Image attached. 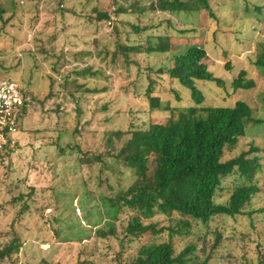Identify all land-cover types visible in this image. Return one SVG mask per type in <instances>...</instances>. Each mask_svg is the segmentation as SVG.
I'll return each instance as SVG.
<instances>
[{"label": "rangeland", "instance_id": "374dc122", "mask_svg": "<svg viewBox=\"0 0 264 264\" xmlns=\"http://www.w3.org/2000/svg\"><path fill=\"white\" fill-rule=\"evenodd\" d=\"M133 1L18 0L13 4L0 0L5 10L0 13V77L11 78L21 89H28L31 101L24 129L11 141L0 140L1 240L10 241L17 234L23 243L18 254L0 264H131L141 245L168 239L167 232L128 237L124 227L130 216L125 212L118 222L119 237L101 239L92 225L99 217L89 213L96 203L101 205L102 196H113L137 178L150 177L157 165L154 154L144 163L130 160L128 164L117 154L134 130L152 122L165 123L170 114V110H151L143 86L146 77L141 79L151 64L155 70L163 66L168 60L165 55H141L134 58L137 62L121 55L115 68L109 65L110 59L106 62L97 55L111 54L118 40L128 42L126 31L131 24L156 25L148 33L172 35L174 49L203 46L207 51L203 61L224 81L222 85L196 82L205 95L204 105L233 106L237 100H244L254 117L264 120V74L255 63L263 52L264 0H209L215 17L206 9L191 15L153 11L150 0H138L141 7H147L145 12L118 14L119 6ZM106 15L111 19H104ZM186 27L196 32L187 37L179 34ZM141 42L144 47L146 40ZM125 63L130 64L131 71ZM82 69L91 71L83 77L76 73ZM138 70H143L141 75ZM243 70L255 85L235 91L233 81ZM165 81L166 88L162 82L157 86L163 88L158 96L164 107L167 103L170 107L192 103L187 88L176 80ZM172 87L178 89L182 100L173 89L168 90ZM112 132H122L121 138ZM253 146L258 148L262 168L256 178L261 191L245 208L246 214L253 215L219 216L209 227L194 222L190 235L173 238L177 253L188 244H196V255L201 259L211 254L209 264H264V122L249 124L246 135L227 150L224 159ZM234 181L232 177L224 183L219 202L229 199ZM20 193L33 196L26 197L30 208L21 216L18 213L23 202L14 204ZM64 202L72 203L64 215L92 232L81 243L55 240L53 218L58 216V208H66ZM173 217L174 221L179 218ZM171 220L162 214L145 219L160 226L170 225ZM216 232L222 234L221 242L210 252ZM124 236L127 240L122 249L120 238ZM120 251L122 262L117 260Z\"/></svg>", "mask_w": 264, "mask_h": 264}, {"label": "trees", "instance_id": "16d2710c", "mask_svg": "<svg viewBox=\"0 0 264 264\" xmlns=\"http://www.w3.org/2000/svg\"><path fill=\"white\" fill-rule=\"evenodd\" d=\"M11 1L16 4L18 0ZM149 3L151 5L149 8L153 11L175 15L185 12L191 15L194 11L206 9L212 17H215L209 0H150ZM116 10L118 14L142 13L147 7H141L140 2L134 0L128 6H119ZM0 13H5L1 8V2ZM107 18L110 16H104V19ZM110 19V23H113ZM155 28L154 24L133 23L126 31L128 42L122 43L118 40L111 54L107 51L104 55L103 52L97 55L106 62L110 59L109 65L114 68L116 67L114 63L121 55L126 59L130 58V61H136L134 58L141 55L145 57L165 55V58H168L167 62L156 70L152 64L146 68L144 74H142L143 70H138V74H142L141 79L143 75L146 77L143 86L146 88L145 95L151 110H170L168 121L152 122L145 128L134 130L117 154L125 164L130 160L144 163L154 154L157 165L150 177L137 178L132 185L119 190L113 196H102L101 205L96 203L94 211L90 210L89 213L99 217L92 225L96 227L95 235L101 239L119 237L118 222L121 221L124 212L130 216L124 227L128 237L133 235L138 238L148 233L160 236L167 232L166 241L160 243L152 241L141 245L136 256L131 258V264H209L211 254L201 259V256L196 255L198 250L196 244H188L177 253L173 238L177 235H190L194 222L209 227L210 222L219 216L237 218L240 215H253L246 214L245 208L261 191L256 182L258 174L262 171L256 155L258 148L253 146L251 150L243 151L230 159H224V156L227 150L235 147L246 135L249 124L259 125L264 120L256 119L253 109L244 100H237L233 106H205V95L196 82L213 81L220 85L224 83L210 70L209 64L203 61L207 55L206 49L198 45L174 49L171 42L172 35L149 34ZM115 30L118 35V27ZM195 32L196 30L188 27L179 30V34L184 37ZM142 39L146 40L144 47ZM262 46L263 52L255 63L259 71L264 74V45ZM126 66L131 71L130 64ZM227 67L230 69L231 65L228 64ZM90 71V69H82L76 73L85 77ZM246 75L247 72L243 70L233 81L235 91L254 87V81L246 79ZM166 78L170 82L176 80L181 87L187 88L192 103L183 107H170L167 103L164 107L161 103L162 97L158 96V92L163 91V88L160 90L157 86L162 82L166 88ZM171 89L175 91L179 100L183 99L177 88H168ZM142 92L143 87L140 93ZM21 94L24 104L19 117L18 130L24 129L31 110L28 89L22 88ZM112 134L118 138L122 136V132H112ZM110 137L109 142L112 143ZM6 141H11L9 136ZM232 177H235V186L229 199L219 202L217 198L224 188V183ZM26 197L33 196L20 193L14 200L16 205L23 202L19 216L24 215L30 208ZM63 205L66 208L63 210L58 208V216L53 218L55 223L60 224L57 228L53 223L55 240L63 243L85 241L92 235L91 230L81 227L75 218L64 215V211L72 207L71 202L69 204L64 202ZM156 214L172 219L170 225L160 226L159 222L145 221ZM174 215L179 217L176 221L173 220ZM103 220H105L104 224H102ZM221 238L222 234L216 232V239L210 252L219 246ZM1 239L0 234V262L18 254L23 246L22 238L17 234H14L10 241ZM126 240L125 236L120 238L122 249L126 245ZM200 249L204 251L206 247ZM121 255L122 251L117 257L119 262H122ZM193 255L196 256L195 259ZM262 261L264 263V255Z\"/></svg>", "mask_w": 264, "mask_h": 264}, {"label": "built area", "instance_id": "2783aa9c", "mask_svg": "<svg viewBox=\"0 0 264 264\" xmlns=\"http://www.w3.org/2000/svg\"><path fill=\"white\" fill-rule=\"evenodd\" d=\"M19 84L11 78L0 79V140L18 132L23 98Z\"/></svg>", "mask_w": 264, "mask_h": 264}]
</instances>
